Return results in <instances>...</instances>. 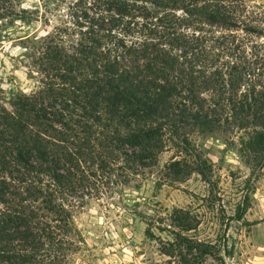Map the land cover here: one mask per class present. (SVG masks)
Segmentation results:
<instances>
[{
  "label": "trees",
  "instance_id": "1",
  "mask_svg": "<svg viewBox=\"0 0 264 264\" xmlns=\"http://www.w3.org/2000/svg\"><path fill=\"white\" fill-rule=\"evenodd\" d=\"M250 3L74 0L52 32L19 39L40 78L12 111L0 105V264H67L84 244L77 212L153 173L166 152L176 157L158 172L165 183L211 177L196 133L239 132L241 156L263 167L264 10ZM7 5L0 21L33 22ZM175 222L162 255L224 264L217 246L185 236L189 214Z\"/></svg>",
  "mask_w": 264,
  "mask_h": 264
},
{
  "label": "rangeland",
  "instance_id": "2",
  "mask_svg": "<svg viewBox=\"0 0 264 264\" xmlns=\"http://www.w3.org/2000/svg\"><path fill=\"white\" fill-rule=\"evenodd\" d=\"M7 1L12 12L34 13L32 23L0 21V105L12 111L10 104L37 89L40 78L32 77L34 68L19 39L52 32L74 0ZM250 4L264 10V0ZM240 136L192 137L212 166L211 177L193 174L184 182L165 183L158 172L176 157L166 152L153 173L146 171L118 193L89 201L75 218L84 244L67 264H180L162 255L160 247L176 241L180 229L175 219L184 213L196 226L185 236L217 246L224 264H264V164L261 169L249 166L240 154ZM207 264L218 263L209 257Z\"/></svg>",
  "mask_w": 264,
  "mask_h": 264
}]
</instances>
